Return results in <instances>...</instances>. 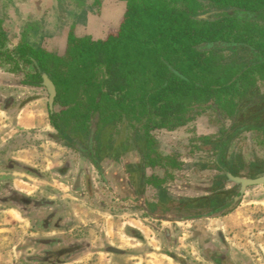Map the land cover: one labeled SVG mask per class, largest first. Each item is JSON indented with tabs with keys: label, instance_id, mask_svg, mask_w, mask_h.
Masks as SVG:
<instances>
[{
	"label": "trees",
	"instance_id": "1",
	"mask_svg": "<svg viewBox=\"0 0 264 264\" xmlns=\"http://www.w3.org/2000/svg\"><path fill=\"white\" fill-rule=\"evenodd\" d=\"M121 1L125 2L123 17L104 38L80 36L71 30L60 55L40 47L39 25L31 23L22 31L14 52L41 69L29 75L33 84L41 81L40 72L53 81L59 109L49 119L63 145L78 151L94 148L98 156L93 155V161L105 155L119 163L127 142L118 137L119 131L130 128L133 143L141 142L143 168H179L182 162L175 155H163L157 149L152 131L182 127L208 107L234 116L239 100L248 92L253 94L259 81L264 82V29L255 26L258 17L236 14L264 12V0ZM207 7L234 8L236 13L199 17ZM4 41L0 28V48ZM237 48L242 51L239 56H235ZM3 55L12 61L0 49ZM242 129L264 131V120L259 115L235 118L231 130L223 131L218 147L226 146ZM227 167L223 165L222 170ZM164 181L144 172L140 177L142 185L158 187L162 194ZM124 182L129 185L128 179ZM214 193L208 206L213 207L210 211H219L225 203L219 204ZM178 199L172 202L177 216L204 205L201 197ZM159 209L161 215L167 213L162 206Z\"/></svg>",
	"mask_w": 264,
	"mask_h": 264
},
{
	"label": "crops",
	"instance_id": "2",
	"mask_svg": "<svg viewBox=\"0 0 264 264\" xmlns=\"http://www.w3.org/2000/svg\"><path fill=\"white\" fill-rule=\"evenodd\" d=\"M101 10L103 22L109 25H118L125 11V2L103 0ZM32 95H34V99H29ZM45 107L46 101L41 88L24 86L19 75L6 65L0 67V264H7V262L16 264L15 258L17 259L18 256L11 254L3 242L6 238L13 241L12 236L20 229L25 234L30 233L29 239H43L44 237L54 239L52 237L54 235L58 236L56 241L64 242L63 236L59 234L64 230V227L60 225V221H63L61 218H56L52 222L53 224L51 222L50 224L46 223L48 228L45 230L37 231V228L32 227V224L30 225L29 220L25 218L17 205L8 203L10 192H21L30 198L37 199L44 197L43 192L49 190L54 193L62 189L61 195L69 197L68 192L73 190L75 186H71V184L68 187L60 186L58 179L49 175L52 172H56L57 176L61 178L68 179L69 183L75 179L74 177L79 178L82 186L76 187V190L85 189L88 190L87 192H91L93 191L91 187L96 188L100 183L105 186L104 181L93 170L94 167L87 158H80L77 152L57 140L54 129L49 125L46 118ZM62 165L64 166L62 167ZM89 173L90 183L86 179ZM31 180H38L42 185L46 183V186H42L43 189L37 192V186H32V184L30 186ZM106 180L108 181V179ZM259 189L264 192V188ZM249 191L251 190L248 189L245 194L247 195ZM258 193V191H251L250 195L251 197L256 196L255 200H251L256 203L254 210L249 206H238L236 211H239L240 214L236 217L234 215L236 211L230 213V218L234 219L230 222L228 220H221L220 223L210 222L219 218H206L209 221L208 225L205 222H194L193 225H199V233L196 237L190 231L191 224H186L188 235L185 240L186 245L183 248V257L178 256L176 258L170 250L165 249L162 250L160 261L158 259L153 261L151 255L154 247L152 246L147 247L144 255L135 250L139 243H145L147 240L150 245L151 241L148 242V230L145 229L142 220L127 218V211L113 213H106L104 210L99 211V215H102L103 218L96 220L95 217L91 222L86 223L88 220L85 221L81 215L90 214L89 211L94 209L87 207L85 209L87 213L82 212L81 214L75 213L77 204L70 205L68 211V208L64 209L57 204L56 206L61 208V215L66 217L65 221L69 223L70 227H67V230L73 237L72 242L78 244L79 251L68 258H59L52 264H88L84 260H93L94 254L92 253H94L93 249L96 247V242L102 240L107 243L104 249L98 251V257L102 264H111L113 259L122 255L130 260L136 259L135 263L140 261V264H257L255 261L257 259L264 261V241L262 240L264 238V224L261 223L264 221V196L259 197ZM47 197L49 200L52 199V197ZM70 197L78 199L74 196ZM2 200L6 202H1ZM242 203L243 201L240 205ZM249 211H253V213L261 211L263 216L254 217V219L243 217V212L248 215ZM120 217H124V221L121 222ZM224 217H228V215ZM116 218H118L117 222H115ZM150 223L157 225V220L150 219ZM169 223L162 224L165 225L163 234L166 239L169 238L170 234L173 235L174 224ZM227 223L230 224L233 235L237 234L240 238H243L242 236L247 238L246 248L241 241H238L236 245L229 242ZM220 233L224 235V241L218 238ZM37 234L38 236H36ZM248 237L250 238L248 239ZM64 243L67 244L68 242ZM193 245H196L197 255L191 249ZM208 246L226 254L227 262H224L225 259L221 257L215 258L208 255L207 251L210 250L206 248ZM113 253L120 255L116 256ZM258 255L260 258H257ZM105 256H108L107 262L104 261ZM34 259V257L26 256L28 264H45L36 263ZM126 263L131 262L124 261V264Z\"/></svg>",
	"mask_w": 264,
	"mask_h": 264
},
{
	"label": "rangeland",
	"instance_id": "3",
	"mask_svg": "<svg viewBox=\"0 0 264 264\" xmlns=\"http://www.w3.org/2000/svg\"><path fill=\"white\" fill-rule=\"evenodd\" d=\"M79 0H65L62 1L61 4H57L53 0H0V14L4 16L7 19V29H9L11 38L13 42H18L19 34L21 35V31H23L27 24L30 23V21L25 22V18H32L33 22L39 23V32L37 40L42 44L44 47H46L49 50H59L60 48H63L65 46V38L69 31L72 30L76 35H90L92 38H102L104 37L107 32L113 31L115 28L112 25H106L105 22H103V15H102V3L103 0H84L81 2V4L78 3ZM113 16V14H111ZM116 25V24H115ZM111 27V28H110ZM113 27V28H112ZM45 37V39H44ZM20 74H23L22 71L19 72ZM20 74H17L20 76ZM261 89L264 91V84H261ZM200 129V128H199ZM177 133L173 132H166L165 130H157L155 132V136L157 138V143L160 149L163 150V153L175 155L179 160L183 162L184 165H182L179 168H173L169 171L171 172V175L173 176H167L164 173V169L156 168L155 173L160 176V178H165V181L161 184L164 188L168 190L170 194L175 196L176 198H180L183 196H201L204 191H202V187H198V184H195L194 182L204 181L207 184H211L210 180H214L213 174L211 171H206V175L203 176L200 173L193 174L191 168L185 166V163H187L188 160H190V157L201 155V152L198 150L193 149V146H197L196 144L192 143L191 139L196 135H186L182 132L181 129L176 130ZM196 131L195 129L193 132ZM206 129H201V132H205ZM202 134V133H200ZM240 143V144H239ZM238 148L243 153L245 152V158L246 160H249V158H253V156H257L260 159L264 160V143L259 141L258 137L255 135L250 134L249 136L244 135L242 139L239 140ZM250 149V150H248ZM203 154V153H202ZM204 156V155H202ZM204 161H195L194 166H198V163H205ZM212 159H206V161L209 162ZM64 165H62L63 167ZM196 166V167H197ZM60 167V168H62ZM106 169V166H104V170ZM119 167L116 168H110L106 171L107 176V183L104 184L100 183L97 185L96 188L91 189L93 191L87 192L84 190H76V187H79L80 180L79 178L74 177L73 181L69 183L68 179L61 178L60 176H57L56 172H52L49 175L52 177H55L59 181V185L62 187H68L70 184L71 186H75L73 190L69 191L68 194L70 196H74L78 199H73L70 196L69 197H63L61 195L62 189H60L58 192L51 193L49 190L47 192H43L45 198L52 197L53 203L55 205L58 204V206L63 207L64 209H67L70 205H76L77 204V210L75 211L78 213L85 212V209L87 207L94 209L90 210V214L81 215L86 223L91 222L93 218L96 217L97 219L103 218L102 215H99V211H103L106 213H113V212H123L127 211V218H135V219H141L143 222V225L145 226V229L148 230V242H150V245L146 242L139 243L137 247H135V250L137 252H140L141 255H144L146 252L145 250L147 247H154L153 248V254L151 255L153 257V261L158 259L161 260V253L162 250H170V252L178 258V256L183 257L184 251L183 248L186 245L185 240L188 235L187 233V227L186 224H191L190 231L192 234H194V237H196L199 233L198 228L199 225H193L194 222H205L208 225V220L205 218H197V219H191L188 220L186 218H180L177 215L168 214L171 216H166L168 218H164L162 216H147L143 210L139 206H142L140 202H132L128 199V195L133 198L135 197V194L133 193V189L124 182L123 180V174L120 171ZM116 172L119 174V177L115 181L113 178V174ZM65 173V172H64ZM121 175V176H120ZM48 181V180H47ZM190 182H193L188 185ZM187 183V184H186ZM35 185L37 186V192L40 189H43L42 186H46V183L42 185V183L38 180H31L30 186ZM48 184V183H47ZM93 184V183H92ZM82 186V185H81ZM39 187V189H38ZM32 188V187H31ZM85 188V185H84ZM254 188V189H253ZM262 188L260 186H254L249 188L251 191H258V196L262 197L264 196V192L259 189ZM87 192V194L85 193ZM90 191V190H89ZM153 190L151 188H147L146 192L148 195H144L145 197L152 196V194H156L155 192H152ZM251 191L248 192V194L244 196V198L241 200L243 201L242 205H240L239 202L236 204L233 203L228 210L225 211V213L217 214L216 216H213L212 218H219L214 219V221L210 222H216L220 223L221 220H228L230 222L231 214L238 210V206L242 207H250L252 210L256 207V203L251 200H255L256 196L251 197ZM84 192V194H83ZM133 195H132V194ZM42 197V198H44ZM85 198V200H83ZM249 201H251L249 203ZM239 203V204H238ZM262 208V207H260ZM69 208L67 209V211ZM89 210V209H88ZM161 214V210L157 209L156 213ZM87 213V210L86 212ZM231 213V214H230ZM240 214L239 211H236L234 214L236 217H238ZM259 214V215H258ZM228 215V217H224ZM261 211H258V213H253V211H249L248 215L243 212V217L247 218L250 217L254 219V217H262ZM70 217L69 215L67 216ZM137 217V218H136ZM66 218V217H65ZM121 222L124 221V217H120ZM145 218V219H144ZM211 218V217H210ZM228 218V219H225ZM117 219H115V222H117ZM150 219L157 220V225L150 223ZM154 222V221H153ZM166 222H170L173 225V235H169V238L166 239L164 233V227ZM169 223V224H170ZM197 223V224H199ZM224 223V222H223ZM261 223L264 224V221ZM60 225L64 227V230L61 234L63 236L64 242H72L73 237L70 235V233L67 230V227L69 226V223L67 225V221H60ZM171 225V226H172ZM227 226V237L230 243H233L236 245L238 241H241L244 244V247H247V238H244L245 236H242L243 238L238 237L237 234L233 235V232L231 230V226L229 223L226 224ZM29 234V235H28ZM10 235V234H8ZM12 236V235H11ZM38 236V234L36 235ZM152 236V238H150ZM53 238H56L58 236H52ZM13 241H11L10 238H6L3 242V245L7 247V250L11 254H16L17 260L16 264H28L26 260V256H31L34 252H36L37 248L32 246L30 233H24L21 229L19 232L14 234L12 236ZM250 237H248L249 239ZM55 240V239H53ZM264 241V238L262 239ZM195 242V241H194ZM13 244V246H11ZM106 241H97L96 247L93 249L94 257L92 261H86L88 264H102L100 263V258L98 257V251L101 249H104L106 247ZM116 244V243H115ZM264 245V244H263ZM193 249L194 253L197 255V248L196 245H193L191 247ZM208 252V251H207ZM101 254V253H100ZM114 255H120L119 253H113ZM104 255V254H102ZM213 256V255H212ZM24 257V259H23ZM121 257V258H119ZM117 259H113L111 264H124V261H130L131 263L126 264H140V261L136 262V259L130 260L125 258L124 255L119 256ZM257 257V256H256ZM108 256H105V262ZM257 258H260L258 255ZM135 260V261H134ZM110 261V260H108ZM246 261V258H245ZM257 264H264V261L262 259L255 260ZM179 263V262H178ZM7 264H10V262H7ZM31 264V263H30ZM83 264V263H82ZM176 264V263H172Z\"/></svg>",
	"mask_w": 264,
	"mask_h": 264
},
{
	"label": "flooded vegetation",
	"instance_id": "4",
	"mask_svg": "<svg viewBox=\"0 0 264 264\" xmlns=\"http://www.w3.org/2000/svg\"><path fill=\"white\" fill-rule=\"evenodd\" d=\"M56 5L60 1L53 0ZM206 12L205 14H215L216 11L211 7L205 8ZM1 13V12H0ZM262 15L258 17L257 23H254L256 27H262L264 29V12H261ZM0 28L4 32V46L0 48L2 51L7 52L8 55H10L12 61L7 62L6 57L3 55L0 57V67L6 65L10 70H15L14 73L20 74L19 72L22 71L23 74H20L21 77V83L24 86L28 87H34V88H41L44 98L46 101V118L48 120L49 125L54 129L55 135L57 131L50 123L49 115L53 111H58L59 106L55 103V98L53 102V109L51 110L48 105V92L46 88L42 85V77L41 81L39 83L33 84L31 79H29V75L34 73L35 69L36 71H41V69L38 67V65L34 62L32 64L27 63L25 60H22L19 58L18 54H15L14 48L18 45L21 39V35L19 34L18 42H13L9 29H7V19L0 14ZM30 21L27 25H31V23H35L36 25H39L37 22H33L32 18H25V22ZM242 24V23H241ZM109 25V24H106ZM114 28L117 27L115 24H111ZM112 27V28H113ZM111 28V27H110ZM32 30V29H31ZM111 32V31H109ZM109 32L104 36L106 37ZM69 33V32H68ZM75 34V33H74ZM68 35V34H67ZM67 35L65 38V46L63 48H60L59 50H49L46 47H44L42 44H40V47L56 54H63L66 48V42H67ZM81 36V35H80ZM90 36V35H89ZM102 37V38H104ZM45 39V37H44ZM94 39V38H93ZM100 39V38H97ZM237 47V46H236ZM239 48V47H238ZM235 50V56H239L242 54V51L239 49ZM246 54V53H245ZM42 73L40 72V76ZM46 74V73H45ZM48 75V74H47ZM49 77V76H48ZM50 78V77H49ZM27 81V82H26ZM52 81V80H51ZM53 82V81H52ZM54 84V83H53ZM261 84H264V82L259 81L256 91L253 94L247 93L246 96L242 97L239 101H241V104L239 105V111L234 113V116L227 115L226 112H221L217 109H213L211 107L203 109L201 114L196 116L192 121L186 123L184 126L179 127L177 129H181L183 133H185L187 136L192 135L194 136L191 141L192 143L196 144L197 146H193V149L199 150L201 152V155L190 157V160L185 163V166L191 168L193 174L200 173L201 175L205 176L206 171H211L213 174L214 180H210L211 184H207L204 181H198L194 182L195 184H198V187H202L203 193L201 196H183L182 198H200L202 199V204L198 207H193L194 211L191 209L192 212H186L185 214L183 212H180L181 215L179 219L186 218L188 220H193L197 218H212L214 213L221 212V210H228L230 206L234 203L235 197L238 195V188L239 185H235L233 181L229 179V175L232 176H238V175H244V176H250V177H256L261 174H264V160L260 159L257 156H253V158H249V160H246L245 158V152L242 155V152L238 148L239 140L243 138L244 135L249 136L250 134L255 135L258 137L259 141L264 143V131L256 130V129H242L240 132H238L235 136L232 137V139L227 143L224 147H218V140L222 138L223 131L226 129L232 128L234 119L237 117H240L241 115L246 116H255L259 115L262 120H264V91L261 89ZM55 87V85H54ZM56 91V88H55ZM34 95H32L29 99H34ZM56 97V95H55ZM258 108V109H257ZM200 128V129H199ZM177 129L173 130H165V129H157V130H165L166 132H173ZM196 130L193 132V130ZM201 129H206L205 132H201ZM157 130L152 131V135L157 140L155 136V132ZM120 135L118 137H121L122 139L127 140L126 143H124V150L122 154V158L120 159L119 163L116 162H110L105 155L102 157L99 161H93L92 157L93 155L97 158L98 153L97 150L94 148L89 149L90 151L82 150L78 151L75 148H72L70 146H66L73 151L77 152L80 158H87L88 162L93 165L94 171L97 173V175L100 177L104 183H107V176L106 171L110 168H116L119 167L121 169L122 176L124 177L123 180L126 179L129 180V186L136 192H133L135 194V197L132 198L130 194L127 196L129 200L132 202L139 201L142 206H139L141 210L147 215V216H155V217H164L168 218L166 216H171L168 214H174L176 212V208L173 206L175 203H178V198L173 196L168 192L166 188H164L162 185L161 187L164 189L165 193L162 194V191L158 187H154L151 185H142L140 182V177L142 176V173H145V176H149L151 174L157 175L154 171L156 168L164 169V173L168 176V173L171 174L169 171L171 168H163L160 166L155 167H144L143 164L145 162V159L142 157V149H141V142L139 143L138 139L134 141L131 134V129H125L122 131L120 129ZM190 132V133H189ZM202 133V134H200ZM132 138V139H131ZM240 144V143H239ZM160 146V145H159ZM157 143V149L163 153V150L160 149ZM129 149V150H127ZM250 150V149H248ZM203 153V154H202ZM97 154V155H96ZM163 155H167L166 153H163ZM174 155V154H173ZM204 155V156H202ZM177 158V157H176ZM205 163H198V166H194L195 161H204ZM206 159H212L206 161ZM122 160V161H121ZM178 161L182 162L177 158ZM184 165L183 162L181 166ZM227 165L229 170H222V166ZM104 166H106V169L104 170ZM117 175L116 172H114L113 178L116 181L117 178H115ZM121 176V175H120ZM160 177L159 175H157ZM87 181L90 183V173L86 176ZM193 182H190L188 185ZM193 183V184H194ZM187 184V183H186ZM254 186H260L264 188V186L261 185H251L248 186L244 193L241 195V198L239 200V203L241 202L242 198L245 196L246 191ZM151 188L156 194H152V196L145 197L148 195L146 192L147 188ZM214 192H217V197L219 199V204H224L225 207H222V209H219V211H210L213 209L212 206H208V201H211L209 199V196H213ZM132 194V193H131ZM133 195V194H132ZM145 195V196H144ZM139 196V197H137ZM10 198L8 201L11 203H14L17 205V207L20 209V211L23 213L25 218L29 220L30 225L32 224V227L37 228V231L39 230H45L48 228L46 226V223L53 224L54 220L56 218H61V220H65L63 215H61V208L59 209L58 206H56L53 201L47 199V198H37L33 199L30 198L27 194H23L21 192L12 191L9 193ZM1 202H6L2 200ZM238 203V204H239ZM162 206L164 210H167V213L165 214H159L156 213V210ZM194 214V216H193ZM45 222V223H44ZM56 223V222H55ZM54 223V225H56ZM45 225V226H44ZM53 225V226H54ZM68 225V222H67ZM44 237V236H42ZM49 237H44L43 239L37 238V239H31L32 246L37 248L36 252L31 254V257H34V261L36 263H48L52 264L56 262L59 258H68L70 255H74L76 252L79 251L78 244L73 242H68L65 244L63 241H56L57 238L48 239ZM221 241H224V235L222 233L219 234L218 237ZM210 250H208V255H213L215 258H222L225 259L224 262H227V256L226 254H222L218 250H214L211 247H206ZM216 262V261H214Z\"/></svg>",
	"mask_w": 264,
	"mask_h": 264
},
{
	"label": "water",
	"instance_id": "5",
	"mask_svg": "<svg viewBox=\"0 0 264 264\" xmlns=\"http://www.w3.org/2000/svg\"><path fill=\"white\" fill-rule=\"evenodd\" d=\"M222 11H225L228 14H234L236 13V10L234 8H230V9H225V10H218L216 11V13H220ZM239 17H244V18H256V17H260L262 15H259L261 13H243V12H237L236 13ZM208 14L203 13L201 14L199 17H206ZM42 77V85L46 88L47 92H48V105L49 108L52 110L53 109V102H54V98L56 95V91H55V87L53 82L51 81V79L48 77L47 74L42 73L41 75ZM229 175V179L231 181H233L235 183V185L237 186V184L239 185L238 188V195L235 197L234 199V203L236 204L237 202H239L241 195L244 193L245 189L248 186L251 185H261L264 186V174H261L259 176L256 177H250V176H244V175H238V176H232L230 174Z\"/></svg>",
	"mask_w": 264,
	"mask_h": 264
}]
</instances>
